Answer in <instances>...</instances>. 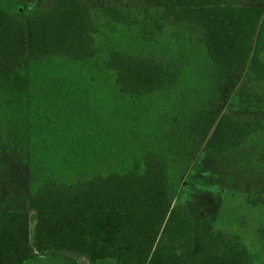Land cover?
<instances>
[{
  "label": "trees",
  "instance_id": "trees-1",
  "mask_svg": "<svg viewBox=\"0 0 264 264\" xmlns=\"http://www.w3.org/2000/svg\"><path fill=\"white\" fill-rule=\"evenodd\" d=\"M135 8L0 0V264L52 253L88 264H258L240 234L192 200L208 182L189 178L170 152L197 145L242 173L264 168V0ZM195 66L206 91L172 129L180 112L170 123L152 104L179 96ZM100 70L132 113L144 96L152 103L137 132L122 134L143 143L108 171L100 149L122 135L102 134L96 121L118 110L101 102ZM243 191L250 206L264 202V183ZM256 231L264 239V224Z\"/></svg>",
  "mask_w": 264,
  "mask_h": 264
},
{
  "label": "rangeland",
  "instance_id": "rangeland-1",
  "mask_svg": "<svg viewBox=\"0 0 264 264\" xmlns=\"http://www.w3.org/2000/svg\"><path fill=\"white\" fill-rule=\"evenodd\" d=\"M92 4H101V3H111L117 2L121 4L131 3L136 6L135 11L141 13V6L148 5L149 8L158 5L159 0H90ZM191 67V66H189ZM191 72L190 76H187L185 86L181 88L178 92L179 96L174 94L173 98L166 100L162 103H150L146 97L142 98L146 104H140L137 108V114L132 113L128 107L123 103V96H118V91L111 87L112 86V76L110 78L111 72L100 70L95 74L97 75V80H100L103 88H107V94L102 91L100 99L102 104L107 103L105 106L109 108H118L116 112L111 113L110 118L104 120L101 116H97L96 121L100 125H106V128L102 134L114 130L119 134L124 132L131 131L136 133L135 129L131 128L132 124H142L149 114H152L150 104H152V109L155 111L159 105L163 104L166 107L165 114L167 115L166 120L171 121V115L179 113L178 123L175 124L172 122L171 128L182 129L184 118L187 117L186 114H193L194 109L198 106L199 102L202 101V94L206 91L204 85L199 83L200 76L203 74V70L200 71L199 67L195 66ZM95 75V76H96ZM113 75V74H112ZM110 80L109 86L106 85L107 81ZM264 94V87L260 86L259 90ZM255 94L256 97L261 95V93ZM120 94V93H119ZM157 95H155L156 97ZM154 97H149V99ZM234 98V92H233ZM233 104V102H232ZM135 107V106H134ZM132 116H128L129 114ZM244 114V113H242ZM135 116H142L138 118V122L134 119ZM93 118V117H92ZM154 119V118H153ZM155 122L160 120L154 119ZM90 124H95L92 122V119L89 121ZM186 125V124H185ZM142 130L138 131V134L141 136L144 132ZM119 144L118 148L120 151L114 153L116 158L112 160L108 159L110 154L111 147ZM143 143V140L140 138L135 139L130 135H117L115 138L108 142V145L101 147L100 152L104 157L103 162H101V169L108 171L113 169L116 166V161L118 157L123 154V157L129 152L126 150L137 151L136 144ZM146 142H151V144L157 149L160 150L162 143L160 139L154 138V136L149 135ZM111 145V146H110ZM182 145L178 144L176 147L178 150H172L170 152L171 157L180 159L177 162L183 165L180 168L181 171H185L187 176L194 180V177H201L204 180H207L208 185H197L195 184L192 188L191 197L196 204H204L207 207V210L211 214V217L215 218L216 224L221 228H226L234 231L235 233L240 234L243 237L244 242L248 247L254 251L258 252L259 260L258 264H264V239L257 233V226L264 224V202L260 201L256 206H250L245 201V191L243 189L247 185H259L264 183V168L257 169L253 168L250 171L245 173L240 172L236 167L229 166L226 162L217 161L214 163L213 157L207 151H204L201 147L197 148V145L193 147H186L185 149L180 148ZM180 148V149H179ZM258 149V148H257ZM68 150L67 152H69ZM126 151V152H125ZM125 152V153H124ZM113 153V152H112ZM241 160V159H240ZM242 161V160H241ZM189 167H187V165ZM209 170H211L209 172ZM183 175L184 173H179ZM211 175V176H209ZM264 200V195L260 197ZM22 264H88L85 258L80 260H72L68 256L60 254H46L37 258H34L30 261H27Z\"/></svg>",
  "mask_w": 264,
  "mask_h": 264
}]
</instances>
